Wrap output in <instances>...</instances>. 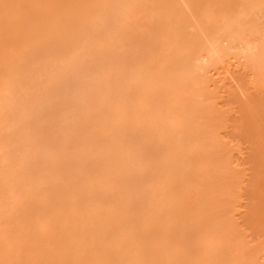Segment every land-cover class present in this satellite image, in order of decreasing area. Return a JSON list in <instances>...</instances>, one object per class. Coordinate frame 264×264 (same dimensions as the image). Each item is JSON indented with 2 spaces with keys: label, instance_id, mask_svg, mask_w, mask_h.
Here are the masks:
<instances>
[{
  "label": "rangeland",
  "instance_id": "obj_1",
  "mask_svg": "<svg viewBox=\"0 0 264 264\" xmlns=\"http://www.w3.org/2000/svg\"><path fill=\"white\" fill-rule=\"evenodd\" d=\"M126 1L0 0V264H264V0Z\"/></svg>",
  "mask_w": 264,
  "mask_h": 264
},
{
  "label": "bare ground",
  "instance_id": "obj_2",
  "mask_svg": "<svg viewBox=\"0 0 264 264\" xmlns=\"http://www.w3.org/2000/svg\"><path fill=\"white\" fill-rule=\"evenodd\" d=\"M123 1H124V2H127L126 0H123ZM124 2H122V3L119 2V3H121L122 5L118 3L117 7L120 6V5H121V7H120V9H119V8H116L115 10H117V11L119 10V11H120L121 8H122V6H123V3H124ZM127 3H128V2H127ZM127 3H126V4H127ZM126 4L124 3V6H125ZM124 6H123V7H124ZM111 8H112V7H111ZM122 10H124V9H122ZM122 10H121V12H122ZM110 11H111V10H110ZM117 11H116V13L118 14L119 11H118V12H117ZM121 12H120V13H121ZM99 14H100V13H99ZM111 14H112V13H111ZM118 15H120V14H118ZM121 15H122V14H121ZM101 16H102V15H101ZM116 16H117V15H116ZM108 17H109V16H108ZM111 17H112V16H111ZM101 18H102V17H101ZM106 18H107V17H106ZM106 18H105V19H106ZM109 20H110V18H109ZM229 20H230V19H229ZM230 21H231V20H230ZM231 22H232V21H231ZM107 23H108V22H107ZM229 23H230V22H228V24H229ZM111 24H114V23L111 22ZM231 24H232V23H231ZM97 25H98V24H97ZM231 26H232V25H231ZM107 27H109V26H107ZM95 28H96V27H95ZM85 32H86V31H85ZM78 39H79V37H78ZM76 40H77V39H76ZM76 40H75V41H76ZM75 41H73V42H75ZM79 41H80V39H79ZM77 44H80V42H79V43L77 42ZM77 44H75V45H77ZM74 47H76V46H74ZM78 47H79V46H78ZM78 47L75 48L76 51L78 50ZM78 54H79V53H78ZM75 58H77V57H75ZM75 58L72 60V62L74 61L73 64H72L73 66L75 65L74 67H76V66H77L76 64H78L77 62H79V60H77V59H75ZM76 60H77V62H76ZM72 62H71V63H72ZM77 67H78V66H77ZM80 69H81V68H80ZM80 69H79V70H80ZM77 70H78V69H77ZM77 73H79V72H77ZM8 76H10V75H8ZM105 76H106V75H105ZM103 78H104V77H103ZM118 78H119V77H118ZM5 79H6V78H5ZM5 79H4L3 81H5ZM15 80H16V79H15ZM122 80H123V79H122ZM1 82H2V81H1ZM8 82L10 83L11 81H8ZM14 82H15V81H14ZM88 82H89V81H87V83L85 82V85L87 84L86 86H88V90H89V88L91 87V84H92V87H94L95 85L93 84V82H91V84H90V83L88 84ZM100 82H101V81H100ZM120 82H121V81H120ZM2 83H3V82H2ZM83 84H84V81H83ZM97 84H98V83H97ZM136 84H137V83H136ZM183 85H184V84H183ZM7 86H9V84H8ZM86 86H85V87H86ZM181 87H182V86H181ZM83 88H84V87H83ZM86 89H87V87H86L85 89H83V90H86ZM90 89H91V88H90ZM179 89H180V88H179ZM172 90H173V89H172ZM84 92H85V91H84ZM86 92H87V90H86ZM165 93H166V92H165ZM147 94H148V93H147ZM118 95H119V94H118ZM84 96H85V95H84ZM88 96H89V95H88ZM78 97H79V96H78ZM78 99H79V98H78ZM80 99H81V98H80ZM149 102H150V101H149ZM80 103H81V102H80ZM73 105H74V104H73ZM158 105H159V104H158ZM160 106H161V105H160ZM157 117H158V116H157ZM151 126H152V125H151ZM156 127H157V126H156ZM155 130H156V129H155ZM158 130H159V129H158ZM158 130H157V131H158ZM165 148H166V147H165ZM168 153H169V152H168ZM170 153H171V152H170ZM160 158H161V157H160ZM161 172H162V171H161ZM181 175H182V174H181ZM162 177H163V176H162ZM169 178H170V177H169ZM162 180H163V179H162ZM170 182H171V180H170ZM154 183H155V182H154ZM171 183H172V182H171ZM168 186H169V185H168ZM156 189H157V188H156ZM169 194H170V193H169ZM173 195H174V194H173ZM173 197H174V196H173ZM154 199H156V198H154ZM174 199H175V198H174ZM172 202H173V201H172ZM158 203H159V202H158ZM155 204H157V203L155 202ZM156 208H157V207H156ZM157 209H158V208H157ZM157 209H155V210H157ZM161 211H162V210H161ZM152 214H153V213H152ZM162 218H163V217H162ZM119 250H120V249H119ZM116 251H117V250H116ZM116 251H115V252H116ZM111 252H112V251H111ZM116 253H117V252H116ZM117 254H118V253H117ZM110 256H111V255H110Z\"/></svg>",
  "mask_w": 264,
  "mask_h": 264
}]
</instances>
